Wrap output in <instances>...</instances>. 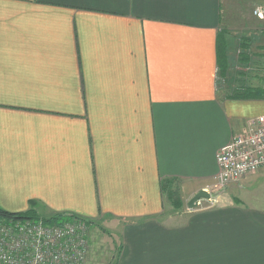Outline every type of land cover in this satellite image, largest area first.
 I'll return each mask as SVG.
<instances>
[{
  "label": "crops",
  "instance_id": "crops-1",
  "mask_svg": "<svg viewBox=\"0 0 264 264\" xmlns=\"http://www.w3.org/2000/svg\"><path fill=\"white\" fill-rule=\"evenodd\" d=\"M223 5L0 0V208L110 223L114 264H264V169L188 205L264 114L236 96L264 90V42L232 37Z\"/></svg>",
  "mask_w": 264,
  "mask_h": 264
},
{
  "label": "built area",
  "instance_id": "built-area-1",
  "mask_svg": "<svg viewBox=\"0 0 264 264\" xmlns=\"http://www.w3.org/2000/svg\"><path fill=\"white\" fill-rule=\"evenodd\" d=\"M253 13L264 20L263 6ZM248 122V131L234 136L217 154L218 184L207 190L211 198L230 183L264 169V114ZM89 228L86 219L76 216L63 222L0 217V264H85Z\"/></svg>",
  "mask_w": 264,
  "mask_h": 264
},
{
  "label": "rangeland",
  "instance_id": "rangeland-1",
  "mask_svg": "<svg viewBox=\"0 0 264 264\" xmlns=\"http://www.w3.org/2000/svg\"><path fill=\"white\" fill-rule=\"evenodd\" d=\"M247 0H224L223 5V15H224V27L227 28L232 37H242L243 35L251 34L250 36L254 37V41L257 43L264 42V20L259 19L254 15L253 6L254 1ZM239 3V4H238ZM234 7V8H233ZM249 11L252 12V17L248 15ZM247 15L250 17L247 18ZM234 40V39H233ZM235 41V40H234ZM255 45V43H254ZM240 68H237L239 71ZM255 70H248L245 72H254ZM258 72V71H256ZM236 74V71H234ZM261 78H263L264 83V72L259 74ZM230 88H223L222 92L225 93L229 91ZM184 184L179 180L174 182V195L175 199L183 196L185 192H183ZM252 186L258 190V192H254L256 195H260V198L264 200V176L261 177L257 182L252 181ZM223 189L222 191H224ZM222 191L214 194L220 195ZM262 191V192H261ZM213 196V197H214ZM112 231L114 228L109 223L104 224L101 222L99 226H93L89 228V243H90V252L88 258L86 259L85 264H114V260L118 253L117 251V243L116 236L112 235ZM116 234V233H115Z\"/></svg>",
  "mask_w": 264,
  "mask_h": 264
},
{
  "label": "trees",
  "instance_id": "trees-1",
  "mask_svg": "<svg viewBox=\"0 0 264 264\" xmlns=\"http://www.w3.org/2000/svg\"><path fill=\"white\" fill-rule=\"evenodd\" d=\"M222 34H220V45H219V50L221 52V37ZM246 45V41L244 40L243 43L241 42V46L245 47ZM240 92L238 94H236L237 97H260L263 96L264 97V90L262 88H257V87H243L240 88ZM164 190L166 191V193L168 194L169 198H171V200H174V205L176 207H179L181 205V199L177 198L175 199L173 197L174 195V190H171V184L170 181L164 183ZM0 217L3 218H39L40 216H38L36 214V212L33 209H30L29 211H27L26 213H10L6 210H4L3 208H0ZM71 217H74V215H66V214H56L50 217H44V220L46 222H63L67 219H70ZM43 218V217H41Z\"/></svg>",
  "mask_w": 264,
  "mask_h": 264
},
{
  "label": "water",
  "instance_id": "water-1",
  "mask_svg": "<svg viewBox=\"0 0 264 264\" xmlns=\"http://www.w3.org/2000/svg\"><path fill=\"white\" fill-rule=\"evenodd\" d=\"M201 198H211V194L206 190L198 191L188 202L190 208H194L198 205V201Z\"/></svg>",
  "mask_w": 264,
  "mask_h": 264
}]
</instances>
